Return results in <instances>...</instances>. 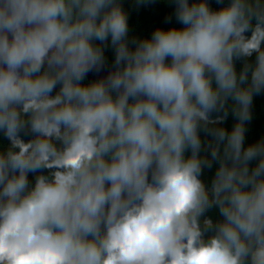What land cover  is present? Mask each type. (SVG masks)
Here are the masks:
<instances>
[{
  "label": "clouds",
  "instance_id": "9594fccd",
  "mask_svg": "<svg viewBox=\"0 0 264 264\" xmlns=\"http://www.w3.org/2000/svg\"><path fill=\"white\" fill-rule=\"evenodd\" d=\"M124 2L0 0V264H264V0Z\"/></svg>",
  "mask_w": 264,
  "mask_h": 264
},
{
  "label": "trees",
  "instance_id": "16d2710c",
  "mask_svg": "<svg viewBox=\"0 0 264 264\" xmlns=\"http://www.w3.org/2000/svg\"><path fill=\"white\" fill-rule=\"evenodd\" d=\"M124 7L129 12L130 36L146 37L150 36L157 27H168L164 24V18L171 11L162 0H157L155 4L137 7L134 0H125ZM111 57V52L108 53ZM91 79V78H90ZM229 126L233 123L229 118ZM248 138L256 140L264 136V94L255 97L253 108V120L248 125ZM206 172V177H210Z\"/></svg>",
  "mask_w": 264,
  "mask_h": 264
},
{
  "label": "water",
  "instance_id": "95a60500",
  "mask_svg": "<svg viewBox=\"0 0 264 264\" xmlns=\"http://www.w3.org/2000/svg\"><path fill=\"white\" fill-rule=\"evenodd\" d=\"M91 78V77H90Z\"/></svg>",
  "mask_w": 264,
  "mask_h": 264
}]
</instances>
